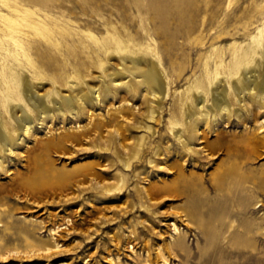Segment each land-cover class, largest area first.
Returning <instances> with one entry per match:
<instances>
[{
    "label": "rangeland",
    "instance_id": "1",
    "mask_svg": "<svg viewBox=\"0 0 264 264\" xmlns=\"http://www.w3.org/2000/svg\"><path fill=\"white\" fill-rule=\"evenodd\" d=\"M10 19L33 29L24 57L0 33V130L20 154L0 150V264H264V113L236 116L230 95L228 121L213 125L209 113L223 85L214 80L218 50L222 82L231 42L264 53V0H0V26ZM153 72L162 100L140 83ZM193 97L196 140L185 122ZM66 100L78 117L60 116ZM42 108L52 117L45 129ZM24 116L35 132L16 146L12 120ZM176 131L202 156L187 153ZM73 134L81 140L49 151L65 172L59 184L17 187L43 143ZM119 178L118 193L99 188Z\"/></svg>",
    "mask_w": 264,
    "mask_h": 264
},
{
    "label": "bare ground",
    "instance_id": "2",
    "mask_svg": "<svg viewBox=\"0 0 264 264\" xmlns=\"http://www.w3.org/2000/svg\"><path fill=\"white\" fill-rule=\"evenodd\" d=\"M248 28L246 27V29ZM27 29H33V28L27 24H19L18 20H14V19H10L8 20V24H3L0 26L1 39L4 41L7 40V42H9L12 45L13 53H14V56L16 57L25 56L24 41L26 40L27 35H28V34L26 35ZM257 29H258V34L260 37V42L262 41V47L264 48V26L262 25L261 28L258 27ZM226 40L227 39H225V41ZM229 48H230L229 50L231 51L230 53L231 59L228 64L226 80H224L223 82L221 80V77H222L221 75L224 72V65H223V60H222L221 49L218 50L219 52L217 53V57H216L215 69H214V72H215L214 80L216 82L215 86L219 85L220 83H223V85L219 87L217 86L215 92L212 94L213 105L210 108L209 113L212 118L213 125L215 124L216 120L221 117H225L226 121H228V118L230 117V114L233 111L227 105V103H225L226 102L225 97L228 95L232 97L233 101L240 108V110H235L236 116L244 115V116L252 117L253 119V116H255V118H261L264 113V53L263 54L261 53L262 50L259 47L255 48L253 43L247 44V45L244 44L243 46L241 44H236V43L232 45V42H231V47ZM138 76L139 78H142V80L140 81L141 84L143 85L152 84L153 85L154 89L158 93V95H155V94L153 95L154 99L157 100L161 96L160 100H162L165 97L166 95V92L164 89L165 87L163 88V84L161 80L157 77V75L154 72L148 77L147 76L144 77L143 75L142 76L138 75ZM225 87L227 88V90H225ZM28 89H30V86L26 84L24 86L23 93H26ZM193 100L195 101V103L194 105L190 106V108L189 107L187 108L188 111L185 115L187 120L185 122L191 129H194L193 139L196 140L197 139L196 135H198V132H197V129H195L197 127L194 126L193 118L197 115L196 108H197V105L199 104V101L197 100L196 97H193ZM76 102L79 104V108L81 107V105H83L81 104L80 99L76 98ZM33 104L35 108L37 107L40 108L44 106V103L38 98L34 101ZM72 105H73L72 102L69 100L63 101L58 108V110H60V116H63V114L68 113L70 116L72 115L74 117H78V113L74 112V110L72 109ZM42 112L44 116L42 117L40 122L42 124L41 127L45 129L47 128L45 126L46 125L45 120L47 118H52V117L47 115L46 114L47 112L43 108H42ZM239 112L241 113L239 114ZM252 113L253 115H251ZM153 117H154L153 115L149 116L150 122L153 120ZM12 121H13V124L11 125V128H13L14 133L17 132L16 136L18 137V141H17L18 143L16 144V146L19 144H23L25 141H27L26 138L33 136V133L35 132V127L33 123L31 122V120H29V118L24 116L23 118H16L15 120H12ZM134 127L138 130L142 129V127H139V126H134ZM262 127H264V120L260 121L259 123V131L263 130ZM96 130H97L96 132L100 131V126H97ZM145 132L148 133L150 137H153V138L154 136H156V133H157L156 130L153 129L152 127L145 128ZM178 132L179 131H176V133L174 132L175 134L173 136L176 138L175 140H177L184 147L186 152L194 156L195 155L199 157L202 156L200 151H198L199 148H195L191 146V144H193L194 142L193 143L186 142L185 137L184 136L180 137ZM63 136L64 138L59 139L57 143H54L53 141H48L41 145V147L39 148L38 154H35L34 156H32L30 160L31 164H30L29 170L27 174L20 177V181L17 183V187L29 190L34 193V192H41L44 189H47V187H52L60 183L62 178H64L63 174L65 172L63 169H56L54 167L53 161L49 160V157H48L49 151L52 148L56 150L64 149L63 141L71 140V141L77 142L81 140L80 135L73 134V135H67V136L63 135ZM142 140L145 141V137H143ZM253 140L254 141L252 142L254 143L256 142L257 139L254 138ZM259 144L264 145V142L259 141ZM15 149L16 147L12 148L9 145V140L7 139L6 135L0 130V150H3L9 153L10 156H14V157L20 156V154H17L14 151ZM153 155L158 156V157L160 156L158 149L155 151ZM153 159L155 158H152L149 161V163L151 165H156V162ZM0 165H2V163H0ZM85 167L78 168L77 170H75L76 173L80 171L82 172ZM130 167H131V162L126 159L125 163H123V168L124 170H128ZM157 168L163 169L162 166H157ZM68 174H70V172ZM113 182L114 183H109L111 185L109 184H107L106 186L99 185V188L102 189L103 192H105L106 194L118 193L122 189L123 183H120L121 182L120 178L118 180L116 179ZM136 187H137L136 195L141 202L142 208L144 210H148L149 209L147 205L148 195L145 193L142 187H139V185ZM172 227H173V231L176 233L177 229L175 225H172ZM50 233L54 234L55 230L53 231L51 230ZM58 246L59 245H55V248H58ZM46 250L48 251L50 249L47 248Z\"/></svg>",
    "mask_w": 264,
    "mask_h": 264
}]
</instances>
